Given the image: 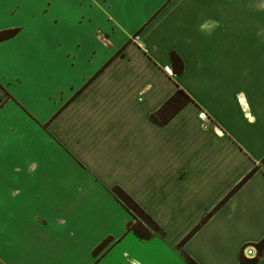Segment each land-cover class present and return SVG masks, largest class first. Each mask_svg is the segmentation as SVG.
<instances>
[{"label": "crops", "instance_id": "crops-1", "mask_svg": "<svg viewBox=\"0 0 264 264\" xmlns=\"http://www.w3.org/2000/svg\"><path fill=\"white\" fill-rule=\"evenodd\" d=\"M33 7L39 14L0 5L5 23L26 25L0 28L16 42L0 54L15 92L0 94V264L254 257L264 237V99L252 79L264 85V0H80L70 29L53 22L39 35L26 24ZM177 88L193 101L155 122ZM115 187L161 231L129 228Z\"/></svg>", "mask_w": 264, "mask_h": 264}, {"label": "trees", "instance_id": "trees-1", "mask_svg": "<svg viewBox=\"0 0 264 264\" xmlns=\"http://www.w3.org/2000/svg\"><path fill=\"white\" fill-rule=\"evenodd\" d=\"M14 32L15 30L2 31L0 32V37H9ZM171 57L173 72L175 74H180L183 70V63L181 59L175 53H172ZM191 101H193V98L185 90H183L182 88H177L176 91L172 94V96L168 98L156 112L151 114V118L159 124H167L183 107H185V105H187ZM253 172L254 170L248 175H246L240 181V183L232 191H230L229 194L225 196V198L214 208V210H216L220 205H222L228 199V197L231 196L236 191V189L240 187L248 179V177H250V175L253 174ZM114 191L116 192L117 196L123 201V203L127 206L129 211L133 214L135 218V222H131L129 224V228H132L137 234L144 238H148L152 234L151 231L145 226V223L150 225L153 229L161 231V228L157 224V222L123 189H121L120 187H115ZM207 218L208 216H206L202 222H205ZM199 227L200 225L196 226L195 229L180 242L179 247L182 246ZM256 247L257 252L254 257L248 258L242 254L238 264L257 263L260 257L264 254V237L256 244ZM187 259L191 264H198L189 256L187 257Z\"/></svg>", "mask_w": 264, "mask_h": 264}, {"label": "snow or ice", "instance_id": "snow-or-ice-1", "mask_svg": "<svg viewBox=\"0 0 264 264\" xmlns=\"http://www.w3.org/2000/svg\"><path fill=\"white\" fill-rule=\"evenodd\" d=\"M4 3V0H0V5ZM17 4H28V5H40L37 14V9L33 7L31 13V19L26 22L28 29L34 34L39 35L43 32H46L54 22L57 25H61L62 28L70 29L71 24L68 20L67 10L80 6V0H17ZM53 9L51 15L48 14V9ZM62 20L64 23H62ZM25 24H7L4 22L3 13L0 12V28H16L17 31H20L25 28ZM15 41H4L3 37H0V54L4 52L5 49L11 47L12 44H15ZM23 62L28 65H33L35 73L37 75L41 74V68L39 67V62L37 61L33 64V60L30 57L25 56ZM33 68L29 70L32 71ZM12 83V77L7 75L4 70V64L2 61V56H0V94L10 93L13 96L15 92L12 88L7 87ZM4 103H7V100L0 101V109H3ZM14 106V105H13ZM253 118L249 116L251 121ZM5 227L2 214H0V231ZM162 264V262H161Z\"/></svg>", "mask_w": 264, "mask_h": 264}, {"label": "rangeland", "instance_id": "rangeland-1", "mask_svg": "<svg viewBox=\"0 0 264 264\" xmlns=\"http://www.w3.org/2000/svg\"><path fill=\"white\" fill-rule=\"evenodd\" d=\"M253 38H255L254 35H253ZM257 77H258L257 75H253V76H252V79L254 80L253 83H254L257 87H260V86H261V88H262L261 93H262V96H263V99H264V85H262V83L260 84V82H258V78H257ZM259 85H260V86H259ZM258 95H259V94H258ZM261 145H262V147L264 148V142H262ZM239 183H240V182H239ZM239 183H238V184H239ZM238 184H237V185H238ZM237 185H236V186H237ZM236 186H235V187H236ZM235 187H234V188H235ZM234 188H233V189H234ZM233 189H232V190H233ZM237 189H238V188H237ZM237 189H236V190H237ZM232 190H231V191H232ZM251 250H252V252H251V253L248 252L249 254H253V253H254L253 249H251ZM247 251H248V250H247Z\"/></svg>", "mask_w": 264, "mask_h": 264}, {"label": "built area", "instance_id": "built-area-1", "mask_svg": "<svg viewBox=\"0 0 264 264\" xmlns=\"http://www.w3.org/2000/svg\"><path fill=\"white\" fill-rule=\"evenodd\" d=\"M248 252H249V253H251V252H252V250H251V249H249V250H248ZM249 253H248V254H249ZM252 255H253V254H252ZM250 256H251V254H250Z\"/></svg>", "mask_w": 264, "mask_h": 264}]
</instances>
